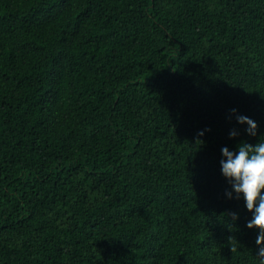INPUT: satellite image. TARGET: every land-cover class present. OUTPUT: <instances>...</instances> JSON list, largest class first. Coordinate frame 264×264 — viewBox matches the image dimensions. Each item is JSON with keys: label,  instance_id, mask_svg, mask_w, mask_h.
<instances>
[{"label": "trees", "instance_id": "1", "mask_svg": "<svg viewBox=\"0 0 264 264\" xmlns=\"http://www.w3.org/2000/svg\"><path fill=\"white\" fill-rule=\"evenodd\" d=\"M260 139L264 0H0V264H260Z\"/></svg>", "mask_w": 264, "mask_h": 264}, {"label": "clouds", "instance_id": "2", "mask_svg": "<svg viewBox=\"0 0 264 264\" xmlns=\"http://www.w3.org/2000/svg\"><path fill=\"white\" fill-rule=\"evenodd\" d=\"M232 112L235 114L236 109H232ZM236 119L237 123L249 126L245 129L249 136L257 135L258 125L252 119L243 115H237ZM203 134V131L198 133L199 136ZM229 135L230 138H234L238 133L234 130ZM221 152L225 158L220 161L222 175L229 181L237 199L242 194L247 210L253 214L246 226L259 230L255 242L259 249L257 255L260 264H264V140L260 139L254 145L242 141L237 146V151H230L224 147ZM226 195L232 198V192ZM230 215L232 220L238 219L236 213ZM227 239L231 252L235 253L238 240L235 236H229Z\"/></svg>", "mask_w": 264, "mask_h": 264}]
</instances>
